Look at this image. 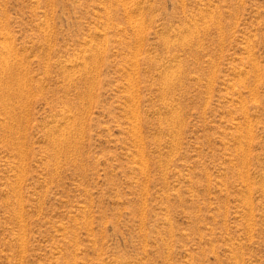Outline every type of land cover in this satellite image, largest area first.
<instances>
[{
	"label": "rangeland",
	"instance_id": "1",
	"mask_svg": "<svg viewBox=\"0 0 264 264\" xmlns=\"http://www.w3.org/2000/svg\"><path fill=\"white\" fill-rule=\"evenodd\" d=\"M0 264H264V0H0Z\"/></svg>",
	"mask_w": 264,
	"mask_h": 264
},
{
	"label": "bare ground",
	"instance_id": "2",
	"mask_svg": "<svg viewBox=\"0 0 264 264\" xmlns=\"http://www.w3.org/2000/svg\"><path fill=\"white\" fill-rule=\"evenodd\" d=\"M5 60V59H4ZM6 66V65H5ZM12 66V65H11ZM12 68V67H11ZM11 74V73H10ZM14 74V73H13ZM18 84V83H17ZM22 86V85H21ZM15 91V90H14ZM8 93V92H7ZM12 94V93H11ZM8 95V94H7ZM16 115V114H15ZM21 121V120H20ZM61 139V138H60ZM60 141V140H59ZM65 142V141H64Z\"/></svg>",
	"mask_w": 264,
	"mask_h": 264
}]
</instances>
